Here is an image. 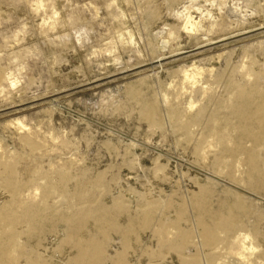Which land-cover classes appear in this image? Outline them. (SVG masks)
Segmentation results:
<instances>
[{
	"label": "rangeland",
	"instance_id": "1",
	"mask_svg": "<svg viewBox=\"0 0 264 264\" xmlns=\"http://www.w3.org/2000/svg\"><path fill=\"white\" fill-rule=\"evenodd\" d=\"M39 1L0 0V68L7 78L17 75L16 85L0 91V144L10 160L22 168L31 154L17 131L8 127L9 121L22 118L41 131L46 167L50 158L59 163L78 161V169L86 171L91 182L89 196L108 201L121 191L134 202L186 199L190 224L211 222L212 216L226 212L234 202L226 183H236L216 173L214 159H204L199 151L208 148L214 134L239 139L231 106L234 92L227 83L242 65L261 62L255 68L260 65L263 70L259 95L264 98V0H42V5ZM154 6L161 15L150 14ZM190 19L200 24L196 31L186 28ZM193 69L200 75L191 83L183 74ZM166 97L170 104L163 101ZM191 100L195 107L190 114L197 119L192 133L166 115L172 108L184 111ZM158 105L154 126L142 110ZM163 116L165 121L159 124ZM54 145L60 150L54 152ZM246 146L251 148L252 143ZM219 148L213 150L220 152ZM225 158L236 162L241 156L226 153ZM239 187L248 196L261 198L247 201L251 214L246 221L261 223L264 229V183ZM68 198L58 194L54 200L59 207L45 215L70 214L76 198ZM145 207L152 208L153 224L146 229L138 226L132 235L135 242L140 240L131 248L137 249L132 258L179 264L171 254L164 260L149 255L167 250L159 230L170 221L160 206ZM47 226L34 238L50 251L56 240ZM111 237L120 238L115 232Z\"/></svg>",
	"mask_w": 264,
	"mask_h": 264
},
{
	"label": "bare ground",
	"instance_id": "2",
	"mask_svg": "<svg viewBox=\"0 0 264 264\" xmlns=\"http://www.w3.org/2000/svg\"><path fill=\"white\" fill-rule=\"evenodd\" d=\"M148 1L155 3L156 0ZM176 1L179 0H170L172 3ZM42 2L40 0L39 5ZM237 9L236 7L235 10ZM150 14L155 17L161 15L160 8L154 6ZM199 26L200 24L190 19L186 28L196 31ZM257 60L249 66L242 65L227 83L234 92L231 106L237 118L235 127L240 131L239 139L234 142L231 134L217 138L214 134L210 137L212 139L209 140L208 148L199 151L204 159L209 156L214 159L213 163L218 169L216 173L236 183H226V191L234 195V202L228 204L226 212L221 211L222 213L212 216L211 222L201 220L199 223L190 224L184 207L186 199L177 201L165 198L157 202L148 198L134 202L128 200L121 191L110 195L111 199L108 198V201H102L94 195L89 196L87 186L91 182L87 180V172L78 169V161L64 160L59 163L50 158V164L46 167L43 162L47 153L42 149L45 140L41 138V131L22 118L9 121L8 127L17 131L19 140L30 148L31 154L20 168L21 166L10 160L11 157H8L0 144V264H105L106 261L111 264H149L145 260L144 263L134 260L132 256L137 253V249L134 247L136 250L132 252L131 248L140 241L135 242L132 238L137 227L146 229L153 224L152 208L145 207L150 205L160 206L170 225H165V228L164 224L159 226L161 243L167 250L150 253V249H146L147 254L155 255L159 260H164L167 254H171L179 264H264L263 225L246 221L251 214L247 201L252 199L260 202L261 198H252L246 194L244 188L239 187L246 183L261 187L264 183V98L259 95L263 70L260 65L259 69L255 68L261 63ZM183 75L192 83V80L198 78L200 71L193 69L185 71ZM16 79V73L7 78L0 68V91L5 92L6 88L16 85ZM163 101L170 104L167 97ZM194 107L195 103L191 100L184 111L172 108L166 115L180 129L191 131L197 122L196 116L190 114ZM160 109L159 105L145 107L142 116L155 126V116ZM202 111L203 108L198 115ZM164 118L161 117L158 123H163ZM213 131L212 134L217 131V127ZM247 142L252 143L251 148L246 146ZM46 145L45 142V147ZM218 146L221 148L220 152L213 150ZM53 147L54 152L60 150L56 145ZM226 153L239 155L241 158L236 162H228L225 160ZM243 164L246 166L244 169L241 168ZM243 173L246 174L248 182ZM94 185L98 186L99 183L95 181ZM58 194L66 200L68 197L76 198L72 211L68 215L46 216V212L54 209L56 205L59 207L54 200ZM188 196L186 197L189 200ZM197 207L204 212L202 203ZM123 215L125 217L122 221L120 216ZM46 225L54 232L56 240V246L50 251L43 250L42 240L34 238L45 230ZM114 232L120 237H117L118 240L111 237ZM57 254H61L59 258H56Z\"/></svg>",
	"mask_w": 264,
	"mask_h": 264
}]
</instances>
